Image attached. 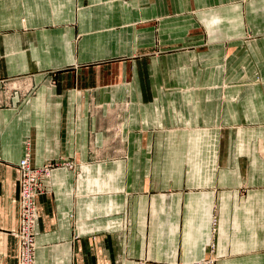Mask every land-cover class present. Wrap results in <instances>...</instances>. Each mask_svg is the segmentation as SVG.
I'll return each instance as SVG.
<instances>
[{
  "label": "crops",
  "instance_id": "1",
  "mask_svg": "<svg viewBox=\"0 0 264 264\" xmlns=\"http://www.w3.org/2000/svg\"><path fill=\"white\" fill-rule=\"evenodd\" d=\"M26 154L36 264H264V0H0V264Z\"/></svg>",
  "mask_w": 264,
  "mask_h": 264
},
{
  "label": "built area",
  "instance_id": "2",
  "mask_svg": "<svg viewBox=\"0 0 264 264\" xmlns=\"http://www.w3.org/2000/svg\"><path fill=\"white\" fill-rule=\"evenodd\" d=\"M19 163L18 193L21 208V228L17 232L20 239L18 264H36L37 242L35 233L39 217L38 197L49 191L47 182L51 179V172L57 163L47 162L41 166H36L30 162L28 154ZM213 261V258H209L198 264H212Z\"/></svg>",
  "mask_w": 264,
  "mask_h": 264
},
{
  "label": "rangeland",
  "instance_id": "3",
  "mask_svg": "<svg viewBox=\"0 0 264 264\" xmlns=\"http://www.w3.org/2000/svg\"><path fill=\"white\" fill-rule=\"evenodd\" d=\"M212 218H213L212 229L216 230L217 229L218 220H217L216 216H213ZM212 264H216L215 261H213Z\"/></svg>",
  "mask_w": 264,
  "mask_h": 264
}]
</instances>
